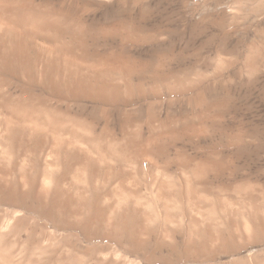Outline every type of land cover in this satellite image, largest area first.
<instances>
[{
    "label": "rangeland",
    "instance_id": "obj_1",
    "mask_svg": "<svg viewBox=\"0 0 264 264\" xmlns=\"http://www.w3.org/2000/svg\"><path fill=\"white\" fill-rule=\"evenodd\" d=\"M17 1V6L27 7L22 14L31 17L19 31L28 60L24 64L13 59L5 68L13 94L24 89L49 98L57 106L58 112L53 113L59 121L69 122H56L63 137L73 136L81 143L78 133L67 130L75 127L86 133L81 127L88 122L96 134L106 130L117 137L127 135L140 160L114 163L116 177L129 191L136 190L135 196L158 200L160 195L162 201L176 202L181 208L182 224L169 223L172 237L165 241L151 235L140 247L125 242L132 248L127 253L119 249L114 257L126 262L147 257L154 264H248L249 253H262L264 0ZM32 19H39L38 26L29 24ZM45 48L55 53L54 59L49 56L43 79L37 63ZM62 51L80 70L81 64L93 68L104 61L106 75L100 73L88 82L104 80L109 93L99 96L88 82L87 89L66 91L74 84L61 86L64 77L53 74L62 69L57 56ZM77 70L71 68L69 82ZM50 78L58 84L52 85ZM156 179L158 188L153 184ZM194 207H200L210 221L202 226L199 242L192 241L199 237L190 236L185 224L190 216L198 217ZM246 215L251 216L255 233L244 242ZM215 236L222 241L216 244ZM187 245L199 249L186 254Z\"/></svg>",
    "mask_w": 264,
    "mask_h": 264
},
{
    "label": "bare ground",
    "instance_id": "obj_2",
    "mask_svg": "<svg viewBox=\"0 0 264 264\" xmlns=\"http://www.w3.org/2000/svg\"><path fill=\"white\" fill-rule=\"evenodd\" d=\"M14 1L0 0V264H154L152 259L147 257L142 262L136 260L126 262L125 259L115 258L114 253L119 249L124 252L126 250L127 253V249L131 246L140 247L151 235L155 240L172 237L170 229H173V226L169 223L182 224L181 208L178 209L176 202L171 204L162 201L160 195L157 196L158 200L153 199L156 197H147L148 199L145 200L140 195L135 196L136 190L135 192L134 190L129 191L131 189H128L123 181L116 177L114 163L126 160L132 164L137 158L139 159L132 145L133 141L129 140L127 135L123 133L121 137H117L106 130L96 134L91 123L88 122L86 127H81L88 133H79L75 130V125L74 128L71 127L73 131L67 130L78 133L81 143L73 136L63 137L61 132L59 134L60 128L57 129L56 123L60 116L53 113L57 111V106L49 103V98L34 95L24 89L18 94H13L11 88L8 87L5 68H10L9 61L13 59L22 62L28 60L29 52L24 48L19 31L23 27L21 24L28 19L27 17H31V15L26 17L22 14V9H27L24 3L17 6L19 1ZM37 21L39 19H32V23L29 24L35 25ZM36 26L38 25L33 28ZM46 49L47 52H42V57L37 63L38 76L43 79L48 73L47 68L51 59L49 56L52 57L55 53L52 48L51 50ZM29 56L32 55L29 54ZM57 56L61 59L58 64L62 69L53 74L64 77L60 83L61 86L68 83L75 85L66 86V91L69 90L72 94V91H82V88L90 86V89L99 96L109 93L106 92L108 86L103 84L104 80L101 83L98 79H95L96 82L92 84L88 82L95 75L97 77L100 73L101 76L105 73L104 61L98 62L93 68L91 64L89 67L86 63L84 67L81 64L80 70L66 51H62L61 55ZM52 58L54 59V56ZM72 67L73 69L76 67L80 72L75 71L76 75L73 74L74 78L69 82L68 77H71L70 74L73 73ZM78 75L79 79H77ZM115 76L118 75L115 74ZM52 79L50 78L49 82L53 85ZM114 89L117 88L112 90ZM65 95L67 97V94ZM50 112L53 115H49ZM64 121L59 122L62 124ZM77 122L81 123L79 120ZM66 123L69 124V122ZM158 182L157 179L153 182V184H158L157 188L160 187ZM158 191L157 189V195ZM164 191L168 192L167 189ZM199 208H195L196 212H194L199 213L198 217L194 218L192 214L194 219H190V216L188 223H185L187 233L190 230L192 232L190 236L191 234L201 236L204 231H202V226L210 223L209 219L204 216L206 215L204 211ZM251 210L248 208V211ZM207 216L210 218L209 215ZM244 217H242L243 221ZM250 217L246 215L245 232L243 231L242 236L247 239L243 238L244 242L255 233ZM238 222L234 223L238 224ZM236 227L240 231L241 223ZM234 234L236 235L235 232ZM216 236L212 240L217 244L221 239ZM194 239L192 241H200V237ZM241 241L239 240V245ZM125 242L131 246L124 244ZM191 249L198 250L199 247L187 245L183 250L187 254V251ZM133 250L130 251L133 253ZM186 254L184 253L185 257ZM247 261L248 264H264V251L260 254L249 253Z\"/></svg>",
    "mask_w": 264,
    "mask_h": 264
}]
</instances>
